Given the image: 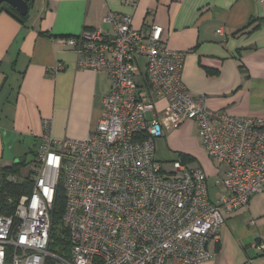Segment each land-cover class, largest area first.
<instances>
[{"label": "built area", "instance_id": "2783aa9c", "mask_svg": "<svg viewBox=\"0 0 264 264\" xmlns=\"http://www.w3.org/2000/svg\"><path fill=\"white\" fill-rule=\"evenodd\" d=\"M104 22L112 36L96 29L64 40L79 69L108 74L103 116L84 140L57 141L52 121L43 120L29 164L32 193L13 215H0V264H202L221 242L224 213L248 207L264 183V119L212 110L189 93L185 53L164 44L162 27L136 29L132 15L115 12ZM161 101L166 108L157 113ZM188 121L205 154L226 169L216 202L201 167L175 161L166 170L156 158V141ZM60 184L68 255L49 249ZM253 248L264 252V239Z\"/></svg>", "mask_w": 264, "mask_h": 264}, {"label": "crops", "instance_id": "0c3cea01", "mask_svg": "<svg viewBox=\"0 0 264 264\" xmlns=\"http://www.w3.org/2000/svg\"><path fill=\"white\" fill-rule=\"evenodd\" d=\"M109 12L132 15L136 29L162 27L164 44L185 53L182 83L210 109L264 119V0H31L23 23L0 13V168L32 161L44 119L55 140H84L103 116L108 74L79 69L64 40L96 29L112 36ZM165 108L161 101L156 112ZM195 126L174 128L156 147L194 157L216 202L223 191L214 182L226 169L203 153ZM263 239L264 183L248 207L224 213L221 242L202 264H264L253 248Z\"/></svg>", "mask_w": 264, "mask_h": 264}, {"label": "trees", "instance_id": "16d2710c", "mask_svg": "<svg viewBox=\"0 0 264 264\" xmlns=\"http://www.w3.org/2000/svg\"><path fill=\"white\" fill-rule=\"evenodd\" d=\"M31 5V2H30ZM6 12L16 18L20 22H25L26 17H21L12 7L4 4L1 6V11ZM34 156L36 152L33 153ZM180 162L196 163V159L189 155H180ZM30 162L15 164L11 167L0 168V215H13L20 198L29 196L33 190V181L28 176L22 179L20 177L22 169L29 166ZM17 177L16 181H10L9 177ZM66 207V197L62 185L57 188L55 195L54 207L52 210V229H51V244L50 251L59 254H69L70 242L69 232L62 225V218Z\"/></svg>", "mask_w": 264, "mask_h": 264}, {"label": "rangeland", "instance_id": "374dc122", "mask_svg": "<svg viewBox=\"0 0 264 264\" xmlns=\"http://www.w3.org/2000/svg\"><path fill=\"white\" fill-rule=\"evenodd\" d=\"M195 123V122H194ZM195 125H196V123H195ZM194 130H196V133H194L195 135L197 134V125L195 126V129ZM198 136H199V132H198ZM200 137V136H199ZM200 144H201V139H200ZM156 149H157V154H156V158H157V160H159L160 162H161V164L163 165V168L164 169H166V170H171L172 168H173V163L175 162V161H179L180 160V155L181 154H183V155H187V154H185L184 152H180V151H174V152H170V151H166V153H164L163 151H161V152H163V153H161L160 154V152H159V149L156 147ZM201 149H202V151H203V153L205 154V152H204V150H203V148H202V144H201ZM206 155V154H205ZM189 156H191V155H189ZM192 157V156H191ZM34 157L33 156H29V160H32ZM196 163H197V161H196ZM190 164H194V163H190ZM28 169V170H27ZM23 171H22V173H21V175H20V177L22 178V179H24V178H27L28 176H29V166H26L25 167V170H24V168L22 169ZM218 180V178H216V180H215V184H216V181ZM210 186H211V183H210ZM213 188V187H212ZM215 192H217L215 189H212L211 190V195H212V197L215 195Z\"/></svg>", "mask_w": 264, "mask_h": 264}, {"label": "water", "instance_id": "95a60500", "mask_svg": "<svg viewBox=\"0 0 264 264\" xmlns=\"http://www.w3.org/2000/svg\"><path fill=\"white\" fill-rule=\"evenodd\" d=\"M30 2L31 0H0V11L1 6L4 4L12 7L21 17H26L30 11ZM23 160H17L16 164L24 162Z\"/></svg>", "mask_w": 264, "mask_h": 264}]
</instances>
